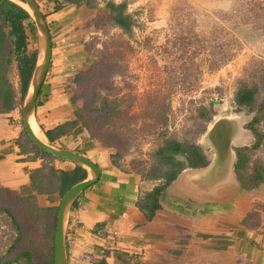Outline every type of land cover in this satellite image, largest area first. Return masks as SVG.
<instances>
[{
    "label": "rangeland",
    "instance_id": "rangeland-1",
    "mask_svg": "<svg viewBox=\"0 0 264 264\" xmlns=\"http://www.w3.org/2000/svg\"><path fill=\"white\" fill-rule=\"evenodd\" d=\"M107 1H126L135 25L131 34L124 32L103 7L88 6L90 11L82 13L90 61L76 76L75 97L84 116L102 124L93 139L124 169L148 177L164 139L208 147L209 129L230 117L250 142L234 147L237 159L238 149L250 146L244 174L251 177L264 167V0ZM35 34L29 30L30 51L39 50L37 27ZM12 58L8 76L19 90ZM244 84L258 88L249 109L236 101ZM96 108L99 112L88 110ZM20 111L18 143L38 153ZM255 116L260 117L255 122L260 137L250 125ZM258 140L259 147L253 148ZM35 202L0 187V208H8L23 228L16 249L9 252L17 231L7 212L0 211V257L13 259L25 249L39 255L52 246L47 218L34 212Z\"/></svg>",
    "mask_w": 264,
    "mask_h": 264
},
{
    "label": "crops",
    "instance_id": "crops-1",
    "mask_svg": "<svg viewBox=\"0 0 264 264\" xmlns=\"http://www.w3.org/2000/svg\"><path fill=\"white\" fill-rule=\"evenodd\" d=\"M36 1L48 23L52 55L35 121L50 143L87 157L100 168L99 180L76 198L67 215L69 264H96L100 259L108 264H264V182L244 188L235 168L236 154L219 156L214 148L202 145L210 163L185 168L167 188L163 207L148 220L138 201L162 180L124 169L81 124L59 132L81 113L76 76L90 61L82 16L90 9L86 0ZM106 2L96 0L94 7H105ZM24 23L29 36L35 22L30 17ZM30 49L29 43V54L36 51ZM20 108L0 110V187L57 209L64 195L58 174L76 164L45 157L31 146L22 148L17 140ZM237 135L244 145L250 143L246 131ZM86 170L85 179L91 178ZM36 172L49 187L53 179L54 189L36 190L32 179Z\"/></svg>",
    "mask_w": 264,
    "mask_h": 264
},
{
    "label": "trees",
    "instance_id": "trees-1",
    "mask_svg": "<svg viewBox=\"0 0 264 264\" xmlns=\"http://www.w3.org/2000/svg\"><path fill=\"white\" fill-rule=\"evenodd\" d=\"M95 1V2H94ZM87 6H96V0H86ZM109 14V19L116 26L121 27L124 32L131 34L135 25V20L132 14L127 12V2L116 3L114 1H107L105 7H103ZM29 12L13 2L12 0H0V110H12L16 107H23L26 95L29 90L30 82L36 67L38 58V51L29 54L27 51L29 44V36L27 33V26L24 21L30 18ZM31 26V24H30ZM33 31H36L35 25H33ZM32 27V28H33ZM15 56L17 61L18 75H19V90L8 76V67L12 64V57ZM258 88L256 86L242 85L236 95V101L239 105L249 109L253 105L256 99ZM114 108L110 106L109 110ZM89 111L98 109H88ZM99 112V111H98ZM100 117L104 118L102 114ZM259 116H255L251 121V129L254 130L256 136L260 137V132L255 127V122L259 120ZM97 119V117H96ZM81 124L89 133L91 138H97V129L101 127V123H96L93 117H85L81 111L78 119L69 121L59 127V132L64 134L66 131L72 130L76 126ZM50 141L54 138L51 134H47ZM31 142V138H29ZM260 142H256L253 148H257ZM34 143V142H33ZM38 154H41L48 158H57L50 154L43 152L37 144H35ZM250 146H244L237 151V159L235 168L240 179V182L244 188L252 189L264 182V167L256 168V174L247 176L242 170L249 165V153ZM154 156L157 157V161L151 170L149 179L162 180L159 185L154 187L153 190L144 193V195L138 201V207L146 214L148 220H152L157 210L163 207L162 201L164 200L167 188L174 182L179 174L187 167L201 168L210 163L205 149L203 146L182 142L174 138L164 139L161 146L154 152ZM115 161V160H114ZM116 162V161H115ZM117 163V162H116ZM38 172L32 176L34 188L39 192L42 189L49 187L48 180L38 177ZM59 181L61 182L62 192H65L77 182L83 180L87 176V170L79 165L71 171H61L59 174ZM55 179V178H54ZM55 182L53 179L50 181V187L54 189ZM49 187V188H50ZM51 190V188H50ZM34 198L33 196H30ZM34 212L37 215H41L42 212L46 216L45 227L48 229L49 236L51 237L53 244L48 249L44 248L42 254L36 255L33 251L25 249L18 253L13 259H5L0 257V264H14L22 260H25L26 264H55L54 263V248H55V233L57 226L58 210L52 208H44L39 206L36 202ZM0 211H5L10 216L17 231V238L13 245L9 248V252L13 251L17 247V242L23 236V228L21 227L16 216L6 207L0 208ZM96 264H108L106 259H100Z\"/></svg>",
    "mask_w": 264,
    "mask_h": 264
},
{
    "label": "water",
    "instance_id": "water-1",
    "mask_svg": "<svg viewBox=\"0 0 264 264\" xmlns=\"http://www.w3.org/2000/svg\"><path fill=\"white\" fill-rule=\"evenodd\" d=\"M25 8L31 17L35 21V25L39 35V50L36 67L30 82L29 90L26 95L22 112L25 132L31 138V140L38 145V147L45 153L52 156L66 159L74 162L85 169H88L91 173V178L84 179L75 185L71 186L63 195L58 215H57V226L55 233V248H54V263L55 264H69L66 248V235L65 226L69 209L76 198L88 187L95 184L100 178V168L91 159L77 154L73 151L58 147L48 140L44 141L36 135L30 118L31 116L35 119V109L37 106V100L40 93V89L46 78L52 55V42L50 37V31L48 23L44 14L42 13L36 0H12ZM22 3L28 4L32 9V12L27 9ZM43 57V61L40 62V58ZM32 88V91H31ZM236 118L225 117L217 120L213 127L209 129L205 141L211 143L208 147L214 148V151L221 155H230L234 157V147L242 145L243 142L238 137V133H243L244 130L237 127ZM237 145V146H236Z\"/></svg>",
    "mask_w": 264,
    "mask_h": 264
},
{
    "label": "bare ground",
    "instance_id": "bare-ground-1",
    "mask_svg": "<svg viewBox=\"0 0 264 264\" xmlns=\"http://www.w3.org/2000/svg\"><path fill=\"white\" fill-rule=\"evenodd\" d=\"M27 9H29L31 12H32V9L29 7L28 4H25V3H22ZM43 61V57L40 58V62ZM31 91H32V88H31ZM30 121H31V124H32V127L36 133L37 136H39L41 139H43L44 141H47V137L45 135V133L39 128V126L37 125L35 119L31 116L30 118Z\"/></svg>",
    "mask_w": 264,
    "mask_h": 264
}]
</instances>
